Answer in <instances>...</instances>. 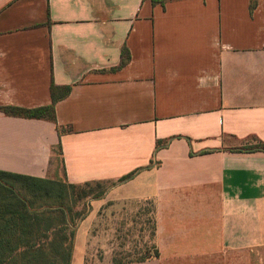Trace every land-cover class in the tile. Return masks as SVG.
<instances>
[{"label":"crops","instance_id":"crops-1","mask_svg":"<svg viewBox=\"0 0 264 264\" xmlns=\"http://www.w3.org/2000/svg\"><path fill=\"white\" fill-rule=\"evenodd\" d=\"M53 84L71 87L56 122L4 111L52 104ZM259 142L264 0H0V171L114 183L72 264L110 207L144 203L159 256L94 264H264Z\"/></svg>","mask_w":264,"mask_h":264},{"label":"trees","instance_id":"trees-1","mask_svg":"<svg viewBox=\"0 0 264 264\" xmlns=\"http://www.w3.org/2000/svg\"><path fill=\"white\" fill-rule=\"evenodd\" d=\"M168 1L171 0H152L162 5ZM259 2L250 0L251 11ZM129 59V52L124 48L120 67ZM70 93L71 87L53 84L52 104L35 109L4 108V111L12 116L56 122V104ZM160 144L158 141V146ZM257 148L264 150V143L259 142ZM104 183L107 182L75 185L66 179L0 171V264H72L77 226L85 217L84 211H76L75 207L89 197L103 196L106 193L102 189ZM153 256H159L156 247ZM147 258L150 257L139 260Z\"/></svg>","mask_w":264,"mask_h":264},{"label":"rangeland","instance_id":"rangeland-1","mask_svg":"<svg viewBox=\"0 0 264 264\" xmlns=\"http://www.w3.org/2000/svg\"><path fill=\"white\" fill-rule=\"evenodd\" d=\"M112 186L104 183L102 189L107 192ZM91 199L93 197L80 202L75 210H83L86 215L90 210ZM87 224L88 220L83 226ZM93 235L87 248V264L124 263L152 257L155 254L152 204H135L128 211L118 206L110 207L96 223Z\"/></svg>","mask_w":264,"mask_h":264}]
</instances>
